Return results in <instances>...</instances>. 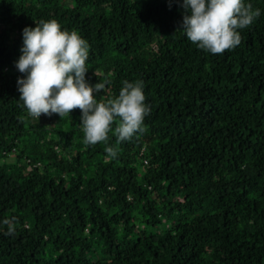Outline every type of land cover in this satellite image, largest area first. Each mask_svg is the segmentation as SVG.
<instances>
[{
	"label": "trees",
	"instance_id": "1",
	"mask_svg": "<svg viewBox=\"0 0 264 264\" xmlns=\"http://www.w3.org/2000/svg\"><path fill=\"white\" fill-rule=\"evenodd\" d=\"M244 2L261 15L213 55L168 0H0V264H264V0ZM53 19L98 101L143 82L142 134L85 145L79 109L27 115L22 31Z\"/></svg>",
	"mask_w": 264,
	"mask_h": 264
},
{
	"label": "clouds",
	"instance_id": "2",
	"mask_svg": "<svg viewBox=\"0 0 264 264\" xmlns=\"http://www.w3.org/2000/svg\"><path fill=\"white\" fill-rule=\"evenodd\" d=\"M169 7L178 3L183 9L181 30L199 49L219 55L240 45L238 30L248 28L261 15L258 8L244 0H168ZM23 46L15 63L23 78H17L27 115L60 118L79 109L80 125L85 145H96L109 140V132L116 137V145L142 134L144 119L150 114L145 104L143 82H123L115 98L98 101L96 95L104 91L107 81L90 85L86 80V61L89 45L78 33L61 30L56 20L40 21L34 28L22 31ZM115 128L113 130V125ZM106 158H116L118 150L106 146ZM7 233L15 232V218L5 220Z\"/></svg>",
	"mask_w": 264,
	"mask_h": 264
},
{
	"label": "rangeland",
	"instance_id": "3",
	"mask_svg": "<svg viewBox=\"0 0 264 264\" xmlns=\"http://www.w3.org/2000/svg\"><path fill=\"white\" fill-rule=\"evenodd\" d=\"M7 160L8 162H13V157H9Z\"/></svg>",
	"mask_w": 264,
	"mask_h": 264
}]
</instances>
